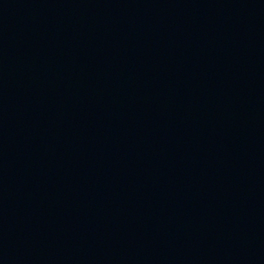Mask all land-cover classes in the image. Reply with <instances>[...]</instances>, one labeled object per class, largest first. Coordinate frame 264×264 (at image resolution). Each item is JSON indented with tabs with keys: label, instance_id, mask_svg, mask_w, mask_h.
Segmentation results:
<instances>
[{
	"label": "water",
	"instance_id": "obj_1",
	"mask_svg": "<svg viewBox=\"0 0 264 264\" xmlns=\"http://www.w3.org/2000/svg\"><path fill=\"white\" fill-rule=\"evenodd\" d=\"M0 264H264V0H0Z\"/></svg>",
	"mask_w": 264,
	"mask_h": 264
}]
</instances>
